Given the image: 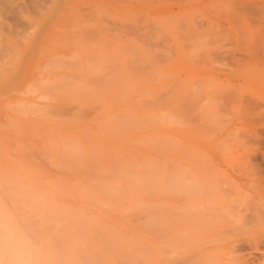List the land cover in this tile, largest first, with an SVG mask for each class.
Masks as SVG:
<instances>
[{
  "label": "rangeland",
  "instance_id": "rangeland-1",
  "mask_svg": "<svg viewBox=\"0 0 264 264\" xmlns=\"http://www.w3.org/2000/svg\"><path fill=\"white\" fill-rule=\"evenodd\" d=\"M0 190V264H264V0H0Z\"/></svg>",
  "mask_w": 264,
  "mask_h": 264
},
{
  "label": "bare ground",
  "instance_id": "bare-ground-1",
  "mask_svg": "<svg viewBox=\"0 0 264 264\" xmlns=\"http://www.w3.org/2000/svg\"><path fill=\"white\" fill-rule=\"evenodd\" d=\"M126 116H127V114H126ZM132 117H133V116H132ZM127 118H128V116H127ZM134 118H135V117H134ZM129 120H131V119H129ZM132 121H135V119L132 120ZM132 121H129V122H132ZM128 124H129V123H128ZM162 144H163V143H162ZM162 144H161V146H162ZM118 164H119V163H118ZM135 164H136V163H135ZM135 164H134V166H135ZM115 166L118 167L117 164H116ZM93 168H95V167H93ZM96 168H98V167H96ZM99 168H100V167H99ZM99 168H98V169H99ZM132 168H134V167H131V169H132ZM119 169H120V166H119ZM81 171H83V173L85 174V173H87L89 170L87 171V169H86V172H84L85 170H81ZM81 173H82V172H81ZM88 173L90 174L91 172H88ZM88 173H87V174H88ZM142 173H143V172H142ZM84 174H82V175H84ZM89 174H88V176H86V177H88V178H87L88 181H89V178H90ZM91 174H93V173H91ZM99 174H100V173H99ZM121 174H122V173H121ZM121 174H120L119 176H121ZM96 175H97V173H96ZM140 175H142V174H140ZM144 175L146 176L147 173H145ZM144 175H142V177H143ZM91 176H92V175H91ZM98 176H99V175H98ZM103 176H104V175L101 174V180H102V177H103ZM93 177H95L94 174H93ZM105 177H107L106 174H105ZM105 177H103V178H105ZM96 178H97V177H96ZM139 178H140V177H138V179H139ZM82 179H83V181L85 180V178H83V177H82ZM144 179H145V177L143 178V180H144ZM146 179H147V178H146ZM101 180H100V183H101ZM103 180H107V179H103ZM90 182H92V181H90ZM146 182H147V181H146ZM148 182H149V180H148ZM154 182H155V181H154ZM85 183L87 184V181H86V180H85ZM104 183H105V182H103V184H104ZM107 183H108V182H107ZM94 184H96V183H94ZM97 184H98V183H97ZM142 184H143V183H142ZM153 184H154V183H153ZM15 185H16V184H15ZM105 185H106V183H105ZM146 185H147V183H146ZM149 185H151V184H149ZM88 186H89V185H88ZM92 186L95 187L93 184H92ZM92 186H90V187L92 188ZM152 186H153V185H152ZM165 186H166V185H165ZM172 186H173V185H172ZM109 187H110V186H109ZM147 187H148V186H147ZM1 188H2V187H1ZM3 188H4V187H3ZM96 188H97V187H96ZM96 188H95V189H96ZM136 188H137V187H136ZM151 188L153 189V187H151ZM191 188H192V187H191ZM191 188H190V190H191ZM93 189H94V188H93ZM149 189H150V188H149ZM149 189H148V190H149ZM196 189H197V188H196ZM196 189H195V190H196ZM4 190H5V192H6L7 189L4 188ZM57 190H58V189H57ZM99 190H100V189H98V192H99ZM106 190H107V187H106ZM109 190H110V189H109ZM109 190H108V191H109ZM157 190H158V189H157ZM164 190L166 191V189H164ZM173 190H174V189H173ZM188 190H189V189H188ZM190 190H189L188 192H190ZM0 191H1V190H0ZM100 191L103 192V190H100ZM153 191H154V190H153ZM153 191H152L151 194H155V193H153ZM155 191H156V190H155ZM165 191H164V192H165ZM169 191H170V190H169ZM179 191H180V190H179ZM186 191H187V190H186ZM200 191H202V190H200ZM102 192H100V193H102ZM150 192H151V191H150ZM170 192H171V191H170ZM172 192H173V191H172ZM193 192H194V191H193ZM100 193H99V194H100ZM104 193H105V190H104ZM108 193H109V192H108ZM166 193L168 194L169 192L166 191ZM167 194H166V195H167ZM2 195H3V194H2ZM114 195H115V193H113V196H114ZM187 195H188V194H187ZM197 195H198V194H197ZM201 195H202V194H201ZM122 196H123V195H122ZM151 196H152V195H151ZM189 196H190V195H189ZM4 197H6V196L4 195ZM115 197H116V196H115ZM111 198H112V197H111ZM30 199H31V198H30ZM30 201H31V200H30ZM28 202H29V200L27 201V203H28ZM41 203H42V202H41ZM44 204H45V203H44ZM107 204H109V203L107 202ZM110 204H111V203H110ZM203 205H204V204H203ZM45 207H46V206H45ZM13 211H14V210H13ZM130 211H131V210H130ZM14 213H16V212H14ZM123 214H127V213H126V212H123ZM169 214H170V213H169ZM0 217H1V216H0ZM7 218H8V217H7ZM40 219H41V218H40ZM56 219H57V218H56ZM135 219H136V218H135ZM133 220H134V219H133ZM28 221H30V220H28ZM32 221H33V219H32ZM41 221H42V220H41ZM30 222H31V221H30ZM30 222H29V223H30ZM33 222L35 223V221H33ZM33 222H31L32 225H33ZM45 222H46V220H45ZM82 222H83V221H82ZM87 222H88V221H87ZM135 222H136V221H135ZM27 223H28V222H27ZM29 223H28V224H29ZM164 223H165V222H164ZM10 224H11V223H10ZM166 224H167V223H166ZM8 225H9V224H8ZM64 225H65V224H64ZM64 225H63V227H64ZM66 225H67V224H66ZM82 225H83V224H82ZM82 225H81V227H83ZM137 225H138V224H137ZM148 225H150V224H148ZM11 226H13V225H11ZM53 226H54V224H53ZM89 226H90V225H89ZM60 227H62V226H60ZM10 228H11V227H10ZM54 228H55V227H54ZM93 228H94V227H93ZM25 229H26V228H25ZM44 229L47 230V228H44ZM12 230H13V229H12ZM37 230H38V233H39L40 229L37 228ZM44 231H45V230H44ZM44 231H43V232H44ZM80 231H81V230H80ZM35 232H36V231H35ZM81 232L83 233V231H81ZM14 233H15V232H14ZM14 233H13L12 235L16 237V234H14ZM33 233H34V232H33ZM40 233H41V232H40ZM60 233H61V232H60ZM79 233H80V232H79ZM1 234H3V233L1 232ZM28 235H29V233H28ZM50 235H52V234H50ZM1 236H2V235H1ZM30 236H32V234H30ZM56 236H57V235H56ZM2 237H3V236H2ZM18 237H19V236H18ZM32 237H33V236H32ZM113 237H114V236H113ZM34 238H36V237H34ZM38 238H40V235L38 236ZM58 238H59V237H58ZM21 239H22V238H21ZM41 239H42V238H41ZM26 240H27V238H26ZM33 240H34V239H33ZM59 240H60V239H59ZM7 241H8V240H7ZM37 241H38V240H37ZM37 241H36V242L32 241V243L34 242V244H36ZM39 241H41V240L39 239ZM39 241H38V244H39ZM5 242H6V241H5ZM41 242H42V241H41ZM53 242H54V241H53ZM61 242H62V241H61ZM7 243H8V242H7ZM20 243H21V242H20ZM46 243H47V242H46ZM79 243H80V242H79ZM168 244H169V243H168ZM40 245H41V244H39V247H40ZM41 246H43V244H42ZM166 246H168V245H166ZM17 247H19V246H17ZM171 247H172V246H171ZM174 247H175V246H174ZM30 248H31V247H30ZM43 248H44V247H43ZM45 248H47V246H45ZM60 249H61V247H60ZM60 249H59V250H60ZM168 249H169V248H168ZM8 250H9V249H8ZM45 250H48V248L45 249ZM59 250H58V251H59ZM169 250H170V249H169ZM171 250L173 251V250H175V249L173 248V249H171ZM171 250H170V252H171ZM31 251H33V250H31ZM43 251H44V250H43ZM94 251H95V249L93 250V252H94ZM29 252H30V251H29ZM55 252H56V249H55ZM60 252H61V250H60ZM173 252H175V251H173ZM31 253H33V252H31ZM57 253L59 254V252H57ZM42 254H43V253H42ZM177 254H178V253H177ZM34 255H35V254H34ZM48 255H49V254H48ZM58 256H61V255H58ZM170 256H171V255H170ZM173 256H175V255H173ZM173 256H171V257H173ZM31 257H32V255H31ZM42 257H43V256H41V258H42ZM64 258H65V257H64ZM64 258H63V259H64ZM10 259H11V258H9V260H10ZM60 259H61V258H60ZM63 259H61V260H63ZM65 259H66V258H65ZM65 259H64V261H65ZM170 259H171V258H170ZM172 259H174V258H172ZM35 261H36V259H35ZM35 261H34V262H35ZM123 261H124V260H123ZM7 262H8V261H7ZM69 262H70V261H69ZM11 263H12V262H11ZM35 263H36V262H35ZM38 263H39V262H38V260H37V263H36V264H38ZM61 263H62V262H61ZM16 264H17V263H16Z\"/></svg>",
  "mask_w": 264,
  "mask_h": 264
}]
</instances>
